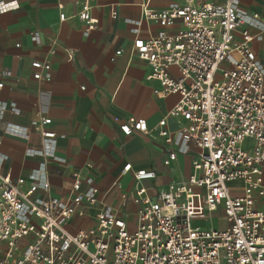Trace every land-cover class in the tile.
<instances>
[{
    "label": "built area",
    "instance_id": "2783aa9c",
    "mask_svg": "<svg viewBox=\"0 0 264 264\" xmlns=\"http://www.w3.org/2000/svg\"><path fill=\"white\" fill-rule=\"evenodd\" d=\"M79 1L86 30L97 29L89 1ZM17 6L0 1V12ZM143 17L163 29L137 37L134 51L148 65L147 79L158 82L156 95L180 98L154 126L144 118L113 119L123 141L135 132L162 141L165 165L189 155L191 172L154 193L145 183L156 171L127 162L121 175L132 172L135 183L120 194L122 212L104 201L90 169L74 172L71 187L59 196L51 191L46 161L14 182L0 151V264H264V18L240 0L145 6ZM129 22L138 32L142 21ZM33 36L40 44L41 32ZM32 66L36 79L57 75L47 62L34 60ZM7 112L19 115L21 108L0 100V123ZM171 117L185 124L172 132ZM51 121H35L41 144L27 148V155L63 160ZM3 132L30 138L28 127L11 122ZM236 182L242 195L231 193ZM76 216L84 222L71 231ZM217 217L224 228L213 226ZM198 220L209 226H193Z\"/></svg>",
    "mask_w": 264,
    "mask_h": 264
},
{
    "label": "crops",
    "instance_id": "0c3cea01",
    "mask_svg": "<svg viewBox=\"0 0 264 264\" xmlns=\"http://www.w3.org/2000/svg\"><path fill=\"white\" fill-rule=\"evenodd\" d=\"M0 1L18 3L0 12V80L4 82L0 100L21 108L19 115L7 112L0 123V151L7 156L4 169L14 182L46 161L51 191L61 196L71 187L74 172L90 169L104 201L125 212L120 194L135 183L132 172L121 175L127 162L134 169L156 171V178L145 183L154 193L189 175V155L180 154L165 165L162 141L141 132L123 141L113 119L144 118L154 126L179 101V94L156 95L158 82L147 79L148 65L133 45L137 37L146 39L163 29L157 21H145V6L161 10L184 0H121L116 17L112 9L118 0H88L92 15L99 19V27L91 31L79 17V0ZM211 1L195 0L198 5ZM240 1L249 12L264 18V0ZM61 12L66 13L65 20H61ZM130 20L142 21L138 32ZM36 30L42 34L40 44L34 41ZM118 50L122 53L116 55ZM34 60L51 64L57 69L56 77L52 81L34 78ZM81 85L85 90L79 91ZM40 116L52 119L48 127L57 133V155L63 160L26 154L27 148L40 147L35 124ZM8 122L28 127L30 138L6 135L3 128ZM167 124L175 132L185 121L171 117ZM82 222L76 216L69 228L75 231Z\"/></svg>",
    "mask_w": 264,
    "mask_h": 264
},
{
    "label": "rangeland",
    "instance_id": "374dc122",
    "mask_svg": "<svg viewBox=\"0 0 264 264\" xmlns=\"http://www.w3.org/2000/svg\"><path fill=\"white\" fill-rule=\"evenodd\" d=\"M231 193L233 195H242V193H243L242 186L239 183H237V182L231 184ZM130 225L131 226H135V224H130ZM192 225L193 226H199V225H201V226H209V224L206 223V221H199V220L198 221H193ZM213 226H215L216 228H224L226 226V224H225L223 218L217 217V218L213 219ZM71 231H73V230H71Z\"/></svg>",
    "mask_w": 264,
    "mask_h": 264
}]
</instances>
